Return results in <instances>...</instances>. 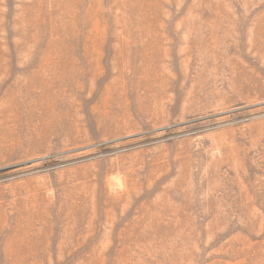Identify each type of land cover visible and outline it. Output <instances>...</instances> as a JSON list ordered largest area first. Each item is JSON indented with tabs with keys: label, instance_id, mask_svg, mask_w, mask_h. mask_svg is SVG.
Listing matches in <instances>:
<instances>
[{
	"label": "rangeland",
	"instance_id": "obj_1",
	"mask_svg": "<svg viewBox=\"0 0 264 264\" xmlns=\"http://www.w3.org/2000/svg\"><path fill=\"white\" fill-rule=\"evenodd\" d=\"M0 264H264V0H0Z\"/></svg>",
	"mask_w": 264,
	"mask_h": 264
}]
</instances>
